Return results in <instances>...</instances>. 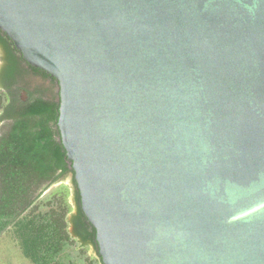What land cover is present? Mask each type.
<instances>
[{"label": "water", "instance_id": "obj_1", "mask_svg": "<svg viewBox=\"0 0 264 264\" xmlns=\"http://www.w3.org/2000/svg\"><path fill=\"white\" fill-rule=\"evenodd\" d=\"M0 31L57 83L102 264H264V0H0Z\"/></svg>", "mask_w": 264, "mask_h": 264}, {"label": "trees", "instance_id": "obj_2", "mask_svg": "<svg viewBox=\"0 0 264 264\" xmlns=\"http://www.w3.org/2000/svg\"><path fill=\"white\" fill-rule=\"evenodd\" d=\"M0 51V123H7L0 135V233L16 222L23 255L32 264H73L60 259L72 243L67 232L66 216L71 211L67 188H62L56 205L49 210L37 214L32 211L37 191L63 182L71 174L70 194L75 211L72 223L78 231L77 239L80 246H91L97 264H102L95 230L82 212L74 172L57 128L58 91L43 97L19 85L29 73L56 88L57 83L27 65L1 31ZM28 211L26 217L19 219Z\"/></svg>", "mask_w": 264, "mask_h": 264}, {"label": "rangeland", "instance_id": "obj_3", "mask_svg": "<svg viewBox=\"0 0 264 264\" xmlns=\"http://www.w3.org/2000/svg\"><path fill=\"white\" fill-rule=\"evenodd\" d=\"M1 53V51H0ZM1 66V63H0ZM20 81V86H25L30 91L35 92L37 95L43 97H50L58 91V88L52 86L49 81L42 79L38 75L29 73L25 75ZM25 95L23 94V97ZM7 123H0V135L4 132ZM67 188V202L71 207V211L67 214L66 220L69 222L67 232L71 238L72 243L65 249L61 255V261L71 262L73 264H97L96 255L91 246H80L78 231L72 223V217L75 214L74 202L71 196L70 180L54 184L44 191L41 190L35 193L38 196L32 205L34 214L39 212L43 213L49 210L53 205H56V199L59 198L58 194L61 190ZM63 188V189H62ZM29 211L22 215L19 219L26 217ZM0 264H32L24 255L22 251V242L17 230L16 222L6 227L0 233Z\"/></svg>", "mask_w": 264, "mask_h": 264}, {"label": "flooded vegetation", "instance_id": "obj_4", "mask_svg": "<svg viewBox=\"0 0 264 264\" xmlns=\"http://www.w3.org/2000/svg\"><path fill=\"white\" fill-rule=\"evenodd\" d=\"M0 63H1V66H0V70H1V67H2V62H1V53H0Z\"/></svg>", "mask_w": 264, "mask_h": 264}]
</instances>
